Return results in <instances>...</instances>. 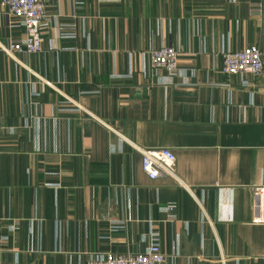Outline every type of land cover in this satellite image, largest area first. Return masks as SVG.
<instances>
[{"label":"crops","instance_id":"1","mask_svg":"<svg viewBox=\"0 0 264 264\" xmlns=\"http://www.w3.org/2000/svg\"><path fill=\"white\" fill-rule=\"evenodd\" d=\"M0 3V264H86L157 239L165 264H264V0H48L43 49ZM180 51L170 76L154 49ZM53 49H50V47ZM168 148L151 179L133 146ZM173 206L172 210L168 207Z\"/></svg>","mask_w":264,"mask_h":264},{"label":"built area","instance_id":"2","mask_svg":"<svg viewBox=\"0 0 264 264\" xmlns=\"http://www.w3.org/2000/svg\"><path fill=\"white\" fill-rule=\"evenodd\" d=\"M48 0H0L7 7L8 25L16 27L23 25L26 29L25 37L11 41L8 45H1L2 50L14 55L15 52L37 53L43 49L44 23L47 17L46 4ZM50 49H53L51 46ZM179 49L168 45L151 51V65L165 69L170 76L180 70ZM264 69L262 52L259 47L252 45L237 51L223 53V72L226 74L250 73L259 75ZM133 146L142 156V168L151 179L169 175L176 177V157L168 148H142ZM255 196L254 207L257 210L256 223H264V185H257L253 189ZM169 210L173 206L168 207ZM166 257L161 245L155 238L148 248L139 253H96L86 264H165Z\"/></svg>","mask_w":264,"mask_h":264}]
</instances>
